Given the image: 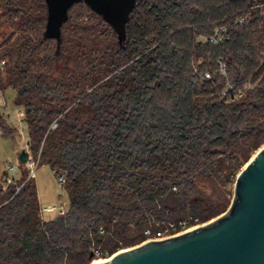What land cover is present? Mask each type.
I'll return each mask as SVG.
<instances>
[{
	"label": "trees",
	"instance_id": "trees-1",
	"mask_svg": "<svg viewBox=\"0 0 264 264\" xmlns=\"http://www.w3.org/2000/svg\"><path fill=\"white\" fill-rule=\"evenodd\" d=\"M47 17L46 0H0V82L69 205L45 219L25 163L7 186L0 172V264H88L158 221L223 211L221 185L264 142V0H138L123 44L84 2L60 43ZM222 25L230 39L199 41ZM0 128L12 135L1 107Z\"/></svg>",
	"mask_w": 264,
	"mask_h": 264
},
{
	"label": "water",
	"instance_id": "water-1",
	"mask_svg": "<svg viewBox=\"0 0 264 264\" xmlns=\"http://www.w3.org/2000/svg\"><path fill=\"white\" fill-rule=\"evenodd\" d=\"M137 1L46 0L45 36L60 43L71 8L84 2L103 16L123 44ZM20 160H29L27 150L21 152ZM90 264H264V145L239 171L234 201L227 212L180 234L147 239Z\"/></svg>",
	"mask_w": 264,
	"mask_h": 264
},
{
	"label": "rangeland",
	"instance_id": "rangeland-1",
	"mask_svg": "<svg viewBox=\"0 0 264 264\" xmlns=\"http://www.w3.org/2000/svg\"><path fill=\"white\" fill-rule=\"evenodd\" d=\"M199 63V62H198ZM6 95L8 99V105L6 107H3V112L7 118L8 124L13 128V132L11 136H7L4 134L2 128H0V163L4 164L6 161L11 159L13 162L16 164H20V154L23 150H27L29 152V158L32 157L30 150H29V133H28V128L27 124L24 120V116L20 115V111L22 110V107L19 106L16 103V92L12 88L6 89ZM264 145V142L258 146L257 148L253 149L252 152L249 154L247 159L243 161V166L242 168L247 164V162L251 159V157L257 152V150ZM26 165V164H25ZM241 168V169H242ZM240 169V170H241ZM2 173V171H0ZM239 173V172H238ZM237 174L235 175H230L221 185V197L224 199L225 202V209L221 212H219L216 215H212L209 218L205 220H198L194 221L192 226L195 225H200L203 223L210 222L220 216L221 214L227 212L229 208L231 207L234 197H235V183L237 179ZM24 174L23 168L21 165H19V168L15 174L17 179H21ZM13 175V173L11 174ZM35 181L38 186V191H39V198L41 202V215L42 217L44 216L45 219H50L53 216H56L59 213V209L56 211H42V208L47 207L49 205H55L57 207L66 206L68 207L69 205V198L66 193V190L64 188V185L61 184L58 175L54 172V170L51 168L50 165L47 164H38V168L36 171V176H35ZM3 183L7 186L8 183L4 182ZM208 191H210L211 186L207 187ZM189 218H192L190 216ZM185 219V218H184ZM182 219V220H184ZM197 219V217H196ZM180 220V221H182ZM174 221L170 222H165V221H158V224L161 225L158 230H163L164 231V236H169L171 234H174V230L171 228V223ZM177 221L176 223H178ZM156 231V232H157ZM151 237H154L153 235ZM150 236L147 235V237L144 240L135 242L130 245H125L122 247H118L117 249H112L108 251V256H112L114 253L121 249H125L128 247H132L135 245H138L145 240L149 239ZM105 250V249H104ZM96 259L94 258L88 263H92Z\"/></svg>",
	"mask_w": 264,
	"mask_h": 264
},
{
	"label": "built area",
	"instance_id": "built-area-1",
	"mask_svg": "<svg viewBox=\"0 0 264 264\" xmlns=\"http://www.w3.org/2000/svg\"><path fill=\"white\" fill-rule=\"evenodd\" d=\"M247 19H248V15L244 14V15L239 17L238 21L240 23H245L247 21ZM198 39H199V41H202V42H210V43H213V44H221V43L227 41L228 39H230V31H229L228 26L222 25V26L217 27L212 34H210V35H200L198 37ZM6 65H7L6 57H0V78L5 74ZM220 70L223 73H226V63H225V61L222 58L220 60ZM206 76L210 77V73L207 72ZM248 87L249 88H253L254 85L253 84H249ZM241 95H242V93L239 94V96H241ZM7 98L8 97L6 95V90L2 87L1 82H0V107L1 108L6 107L8 105V99ZM235 98L236 97L233 96L232 100H234ZM20 115L24 116V110L23 109L20 111ZM54 126H56V124ZM25 164H26V168L28 169V171L30 173L29 176L35 177L39 161L36 160L32 156L31 158H29V160ZM19 165L20 164H16L11 159L6 161L4 164L0 163V171H7L8 172L7 175H6V178L4 179L5 183L10 184V183L16 182L15 174H16L18 168H19ZM12 173H13V175H11ZM58 178H59L61 184L64 185L65 181H66L65 174L64 173L59 174ZM66 209H67V207L63 206V205L60 208L55 206V205H49L47 207L42 208V211L45 212V211H56V210H58L59 213H65ZM192 219L197 221L196 218L192 217V218H189V219H184L182 221H179L178 223L172 222L171 223V228L174 230L173 232H175V233L171 234L169 236H164V231L163 230H158L156 233H153L152 229H147L146 230V234L148 236H150L149 239H152V238L161 239V238L171 237V236L180 234V233H182L184 231H187V230H189L191 228L196 227L197 225L192 226L193 224L190 223V221ZM102 231H103V229H102ZM152 235L154 237H151ZM94 256L96 257V259H107V258L110 257V256H108V251H104V250H102L99 247H96L94 249Z\"/></svg>",
	"mask_w": 264,
	"mask_h": 264
},
{
	"label": "bare ground",
	"instance_id": "bare-ground-1",
	"mask_svg": "<svg viewBox=\"0 0 264 264\" xmlns=\"http://www.w3.org/2000/svg\"><path fill=\"white\" fill-rule=\"evenodd\" d=\"M192 229V228H191ZM190 230V229H189ZM104 260H106V259H95L93 262L95 263V262H100V261H104Z\"/></svg>",
	"mask_w": 264,
	"mask_h": 264
}]
</instances>
